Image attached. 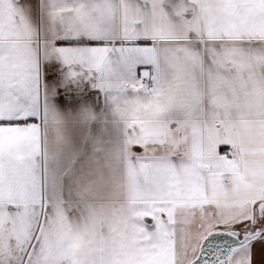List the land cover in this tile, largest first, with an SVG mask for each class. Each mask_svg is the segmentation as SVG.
I'll use <instances>...</instances> for the list:
<instances>
[{
  "label": "snow or ice",
  "instance_id": "obj_1",
  "mask_svg": "<svg viewBox=\"0 0 264 264\" xmlns=\"http://www.w3.org/2000/svg\"><path fill=\"white\" fill-rule=\"evenodd\" d=\"M0 264H264V0H0Z\"/></svg>",
  "mask_w": 264,
  "mask_h": 264
}]
</instances>
